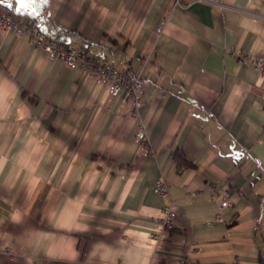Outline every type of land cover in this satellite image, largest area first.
Wrapping results in <instances>:
<instances>
[{
	"label": "crops",
	"instance_id": "1",
	"mask_svg": "<svg viewBox=\"0 0 264 264\" xmlns=\"http://www.w3.org/2000/svg\"><path fill=\"white\" fill-rule=\"evenodd\" d=\"M0 6L145 82L134 116L30 34L0 32V264H264V74L235 55L264 61V0Z\"/></svg>",
	"mask_w": 264,
	"mask_h": 264
},
{
	"label": "built area",
	"instance_id": "2",
	"mask_svg": "<svg viewBox=\"0 0 264 264\" xmlns=\"http://www.w3.org/2000/svg\"><path fill=\"white\" fill-rule=\"evenodd\" d=\"M176 1L180 2V0ZM8 31H15L17 34H30L35 45L45 51L50 59L62 60L72 69L89 73L96 84L106 86L108 95L113 98L122 96L124 102H130L132 114L138 116L139 106L145 93V82L139 74L115 65L106 59H99L92 51L77 50L70 43L48 35L35 25H23L0 6V32ZM235 55L241 60L250 59L264 74V61L255 57L246 58L240 51H237ZM136 141L139 143V150L143 156L152 154L153 150L147 142L146 130L142 123H138ZM156 189L164 196L169 194V185L164 177L157 180ZM231 206V193L226 189L220 193L216 220L223 221L224 211ZM163 212L164 227L174 228L176 226V210L172 203H167Z\"/></svg>",
	"mask_w": 264,
	"mask_h": 264
},
{
	"label": "trees",
	"instance_id": "3",
	"mask_svg": "<svg viewBox=\"0 0 264 264\" xmlns=\"http://www.w3.org/2000/svg\"><path fill=\"white\" fill-rule=\"evenodd\" d=\"M174 157L177 159L180 165H184L185 167L192 166V163L186 158L185 154L182 151H175Z\"/></svg>",
	"mask_w": 264,
	"mask_h": 264
},
{
	"label": "snow or ice",
	"instance_id": "4",
	"mask_svg": "<svg viewBox=\"0 0 264 264\" xmlns=\"http://www.w3.org/2000/svg\"><path fill=\"white\" fill-rule=\"evenodd\" d=\"M18 2L21 4V7H23L25 0H18Z\"/></svg>",
	"mask_w": 264,
	"mask_h": 264
}]
</instances>
